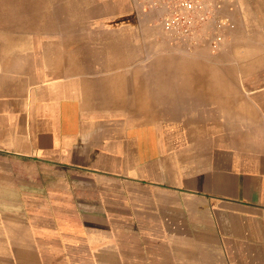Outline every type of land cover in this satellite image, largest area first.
Instances as JSON below:
<instances>
[{"label":"crops","instance_id":"1","mask_svg":"<svg viewBox=\"0 0 264 264\" xmlns=\"http://www.w3.org/2000/svg\"><path fill=\"white\" fill-rule=\"evenodd\" d=\"M232 17L215 54L0 25V264H264V0Z\"/></svg>","mask_w":264,"mask_h":264},{"label":"rangeland","instance_id":"2","mask_svg":"<svg viewBox=\"0 0 264 264\" xmlns=\"http://www.w3.org/2000/svg\"><path fill=\"white\" fill-rule=\"evenodd\" d=\"M18 5L26 8L20 9ZM136 10L134 0H0V25H10L18 40L44 39L54 45L72 34L75 37L88 34L78 31V26L82 30L83 25L90 24H145ZM161 37L168 39L163 32Z\"/></svg>","mask_w":264,"mask_h":264},{"label":"built area","instance_id":"3","mask_svg":"<svg viewBox=\"0 0 264 264\" xmlns=\"http://www.w3.org/2000/svg\"><path fill=\"white\" fill-rule=\"evenodd\" d=\"M137 15L162 31L175 47L204 45L220 51L236 27L232 14L238 0H134Z\"/></svg>","mask_w":264,"mask_h":264}]
</instances>
